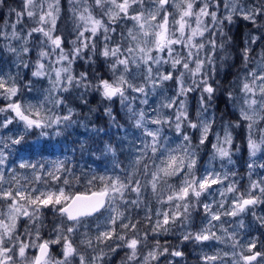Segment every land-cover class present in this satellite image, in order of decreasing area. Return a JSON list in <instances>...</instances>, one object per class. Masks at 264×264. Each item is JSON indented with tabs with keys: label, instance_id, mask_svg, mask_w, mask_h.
<instances>
[{
	"label": "snow or ice",
	"instance_id": "1",
	"mask_svg": "<svg viewBox=\"0 0 264 264\" xmlns=\"http://www.w3.org/2000/svg\"><path fill=\"white\" fill-rule=\"evenodd\" d=\"M67 5L65 35L62 0H0V264H106L118 251L121 264H175L186 244L200 264H264L244 220L264 228V0ZM221 96L234 118L217 125ZM169 234L179 244H161Z\"/></svg>",
	"mask_w": 264,
	"mask_h": 264
},
{
	"label": "trees",
	"instance_id": "2",
	"mask_svg": "<svg viewBox=\"0 0 264 264\" xmlns=\"http://www.w3.org/2000/svg\"><path fill=\"white\" fill-rule=\"evenodd\" d=\"M250 27H251V25H248V28H250ZM240 29L242 31H244V32H247V28L244 26L243 22H241ZM237 33H238V31L236 32V39L238 41V40L241 39V37H239V34H237ZM239 63H240V58L237 57L236 60H235V65L237 66ZM230 70H229V72H230ZM229 74L226 77L223 78L225 80V84L226 85H227L228 81H231V80L234 79V77L232 75L229 77ZM236 84H237V81L232 86L235 87ZM69 99H70V101L73 102L74 106H76L77 108L80 107L79 102L74 100L72 96H70ZM90 102H91V105L94 106L95 103H96V98L92 97ZM231 110L232 109H231V107L229 105V102L226 100L225 97L221 96L220 99L217 101V104H216V115H217V118H218L217 119V125H219L220 122H221L220 119H219V117H221V116H223V118L225 120L233 119V117H231L229 115V112ZM84 111L86 112L87 109H84ZM218 129L219 128H217V130ZM33 138L34 137L30 136L28 138L29 142H31V140ZM13 153L14 154L11 157V159H16L15 149L13 150ZM245 153H246V156H247V151H245ZM243 156H244V153H243ZM236 158H237V163L236 164H237L238 167H241L242 164H245V162L240 160L239 157H237V156L234 157V159H236ZM79 159H80L79 156H77V160H79ZM83 163L92 164V160L87 155H85V157L83 159ZM244 172L245 171L243 170V173ZM172 182L175 183L176 181L174 180ZM80 190L83 191L84 189L80 188ZM149 200L151 202L150 206L153 209V211H155L158 207H161V205L157 204L155 199L152 198L151 196H149ZM164 207H166V206H164ZM256 212L258 214H260V215H264V205H261V207H257L256 208ZM132 215H133L134 219L140 220V224L138 225V228H140L141 230H144V228H145V220H144L145 213H144V211L140 210L138 213L134 211L132 213ZM47 216H48V214H47ZM194 220H195V222H196V220L199 222V217L196 216L194 218ZM47 221H48L49 227H51L52 219L50 217H47ZM98 222L99 221H96L94 223H98ZM198 222L195 224L196 227H197ZM245 223L250 226V231L248 232V236L259 237L260 241H264V228L260 227L259 224L255 222V220H254L253 216L251 215V213H249L246 216ZM93 227H94V224H93ZM158 239H160L161 244H164L165 241H168L169 242L168 246H170V247L179 244L178 235H173V234L162 235V236L158 237ZM180 247L185 252V256L182 258V260H177L175 262V264H200V261L198 260V256L201 253H200V249L198 247H194L191 244L180 245ZM220 247H223V246H220ZM225 250H227V249H225ZM204 251L209 252L211 250L208 249V248H205ZM123 255H124L123 251H118L116 254L111 255L110 259L108 261H106V264H121V258L123 257ZM168 259H174L175 260V258H171V257H169ZM160 264H167V261L162 258Z\"/></svg>",
	"mask_w": 264,
	"mask_h": 264
},
{
	"label": "rangeland",
	"instance_id": "3",
	"mask_svg": "<svg viewBox=\"0 0 264 264\" xmlns=\"http://www.w3.org/2000/svg\"><path fill=\"white\" fill-rule=\"evenodd\" d=\"M7 3H8L9 6H15V4L18 3V0H7ZM62 4L64 5V11H63V13H62V19H61V21L58 23V29H59L60 31L64 32L65 35H67V34L69 33V31L71 30V22H70V20H69V13H68V11H67V7H68V5H67V0H62ZM7 11H8L7 8L0 9V22H3V20L6 18V13H7ZM240 25H241V23H240ZM237 31H238L237 34H239V37H241V39L239 38L240 40H238V42H240V46L243 47V39H244V36H245L246 32L242 31V30L240 29V27L238 28ZM237 31H236V32H237ZM253 55H255V52L253 53ZM0 63H2V61H0ZM240 64H241V61H240V63H239L237 66L233 67V68L230 70V72H229V70H228V72L230 73V74L228 73V74H229V77L232 75V76L235 78V77L237 76V74H238L240 71H242V69H241V67H240ZM81 68H82V65H79V64H78V65H77V69L80 70ZM236 81H237L236 86H235V87L232 86V88L235 89V91L238 93V92H239V80H236ZM169 87H170V88L172 87V84H171V83L169 84ZM3 103H4V101H0V104H3ZM192 109H193V114H194V109H195V101H194V100H193V102H192ZM229 115H230L231 117H233V116H232V110L229 112ZM233 118H234V117H233ZM15 129H16V126H15V125L10 126V130L8 131L7 134H8V135H11L12 132L15 131ZM186 130H187V129H186ZM218 130H219V129H218ZM236 143L241 147V152L237 155V157H239L240 160L244 161L245 164H242L241 167H238L237 164H236V165H235V169L239 171V173H240L241 176H244V175H246V173H247L246 161H247L248 157L246 156V153H245V151H247V150H246V147H245V145H244L243 131H242V130H238ZM206 153H207V149H205V151L201 153L200 165H205V164L207 163L208 156H207ZM243 153H244V156H243ZM11 157H12V156H11ZM11 157H10V160H11ZM235 160H236V163H237V158H236ZM217 166H218V165H217ZM245 168H246V169H245ZM243 170L245 171V172H244L245 174L243 173ZM260 174H261V175H264V172H261ZM247 183H248L247 179L241 181V183H240V187H241L242 190L246 187ZM259 207H261V206H259ZM255 211H256V209H255ZM249 213H251V211H249ZM249 213H248V214H249ZM248 214H247V215H248ZM193 215H194V218H195L196 216L199 217V222H200V220H201V214L198 213V212H196V213H194ZM247 215L244 216V220L246 219V216H247ZM47 217H50L52 220L54 219V218L52 217V215H51L50 212L48 213V216H47ZM102 219H103V218H101V221H102ZM101 221H99V222H101ZM197 222H198V221L196 220L195 224H196ZM199 222H198V224H197V227H199V224H200ZM226 226H227V225H226ZM49 228H50V227H49ZM47 234H48V229H45V231H44V235H45V237L47 236ZM54 250H55V251H58V248H57V249H54ZM177 260H182V258L177 257V258H175L174 261L176 262Z\"/></svg>",
	"mask_w": 264,
	"mask_h": 264
}]
</instances>
